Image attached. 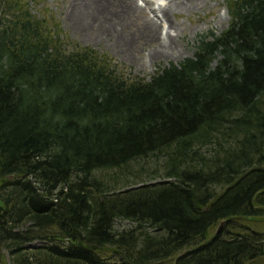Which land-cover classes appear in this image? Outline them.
I'll return each mask as SVG.
<instances>
[{
  "label": "trees",
  "instance_id": "1",
  "mask_svg": "<svg viewBox=\"0 0 264 264\" xmlns=\"http://www.w3.org/2000/svg\"><path fill=\"white\" fill-rule=\"evenodd\" d=\"M225 6L224 30L144 81L0 0V264H264L241 222L264 216V0ZM160 156L166 180L94 177Z\"/></svg>",
  "mask_w": 264,
  "mask_h": 264
},
{
  "label": "rangeland",
  "instance_id": "2",
  "mask_svg": "<svg viewBox=\"0 0 264 264\" xmlns=\"http://www.w3.org/2000/svg\"><path fill=\"white\" fill-rule=\"evenodd\" d=\"M165 3L167 12L163 17L159 9ZM127 6L134 10L130 15ZM28 7L35 17L46 19L50 29L55 23L60 34L68 40L81 48L106 53L118 69L142 77L144 81H148L158 69L192 57L199 35L209 31L219 34L230 22L225 0H28ZM136 7L144 9L147 18ZM151 24H157L160 39H164V33L168 31L173 40L172 49L163 55H156L160 41L150 38L148 26ZM218 58L211 62L212 67ZM200 149L209 156L217 145L212 142L200 146ZM165 166L164 157H151L133 163L127 171L98 170L94 177L100 180L106 192H118L143 182L166 180ZM241 222L264 230V216L259 220ZM134 224L128 219L116 218L113 228L121 231ZM218 227L219 222L209 229V234H214ZM40 243L34 240L30 244ZM9 249L3 250L6 264H11ZM170 260L168 263L174 264V258Z\"/></svg>",
  "mask_w": 264,
  "mask_h": 264
},
{
  "label": "bare ground",
  "instance_id": "3",
  "mask_svg": "<svg viewBox=\"0 0 264 264\" xmlns=\"http://www.w3.org/2000/svg\"><path fill=\"white\" fill-rule=\"evenodd\" d=\"M189 1H192V0H189ZM159 2H161V1H159ZM166 6H167V4L165 3V5L163 7H160V9H159V11L161 12V16H163V17L165 16V14L167 12ZM127 7H128L129 15H130L134 10L130 6H127ZM136 9L140 13L142 12L146 16V18H147L148 13L145 14V10L144 9H142L141 7L140 8H137L136 7ZM84 20L85 19H83L82 21H84ZM156 25L157 24H155V25L154 24H151V25L148 26V29L150 31V38L151 39H154L155 41H157V40L160 41V46H159L160 48H159V50L156 53V55L160 56V55L165 54L168 50L172 49L173 40H172V38H171V36H170V34H169L168 31H165V33H164V35H165L164 36V39H160L161 38L160 37V31H159V28ZM163 27H164V25H163ZM157 28H158V32L156 31ZM154 32L156 33L155 35L157 36V38L155 37Z\"/></svg>",
  "mask_w": 264,
  "mask_h": 264
}]
</instances>
